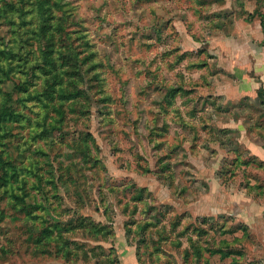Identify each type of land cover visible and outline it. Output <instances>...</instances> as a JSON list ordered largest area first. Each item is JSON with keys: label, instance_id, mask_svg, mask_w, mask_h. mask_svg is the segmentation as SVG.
<instances>
[{"label": "rangeland", "instance_id": "1", "mask_svg": "<svg viewBox=\"0 0 264 264\" xmlns=\"http://www.w3.org/2000/svg\"><path fill=\"white\" fill-rule=\"evenodd\" d=\"M241 30L264 47V0H0V264H257L233 211L195 214L219 170L264 208Z\"/></svg>", "mask_w": 264, "mask_h": 264}, {"label": "crops", "instance_id": "2", "mask_svg": "<svg viewBox=\"0 0 264 264\" xmlns=\"http://www.w3.org/2000/svg\"><path fill=\"white\" fill-rule=\"evenodd\" d=\"M217 38L219 40L222 39V37L219 36H217ZM243 38L246 42L241 41ZM250 38L251 34H243L241 30L237 38L238 42H236L232 48V42L229 44L226 41L227 38L223 37L225 43H223V45L221 43L219 46L218 51L221 56L219 58L226 62V68L231 71L232 79L235 81L224 83L222 87L226 88L225 84H227L231 90L237 89L234 90L235 93L234 95L232 94V96L256 92L260 99L262 98V94H264V47L255 45L254 41ZM262 40L261 38L260 41L262 42ZM245 51L246 55H244ZM230 55L231 58L230 61H228L226 57ZM247 72L248 74H246ZM235 84L238 88H233ZM222 87H220V89ZM253 146L255 147V145ZM220 171L221 170L218 171L215 180L211 183V188L208 187L209 193H211L209 197V206L206 209L207 214H203L201 211H197L195 214H199L198 216L202 214L201 216L207 219L224 218L230 211H233L237 221L241 223V226L247 228V232L253 234L254 238L251 234V239L260 244L259 252L255 254L253 260L257 262V264H264V208L242 207L238 199H233V203H231V201L228 200L230 193H228L223 186ZM217 186L220 190H225L226 192L217 190ZM229 203L232 204V207H229ZM249 242L252 246L254 245L252 240H249Z\"/></svg>", "mask_w": 264, "mask_h": 264}, {"label": "trees", "instance_id": "3", "mask_svg": "<svg viewBox=\"0 0 264 264\" xmlns=\"http://www.w3.org/2000/svg\"><path fill=\"white\" fill-rule=\"evenodd\" d=\"M262 98L264 99V94H262ZM145 190H146V189L143 188L141 191L143 192V191H145ZM206 219H207V218H206ZM112 250H115V248L113 247ZM111 264H114V261H113Z\"/></svg>", "mask_w": 264, "mask_h": 264}]
</instances>
